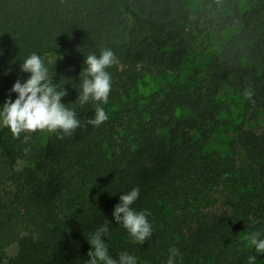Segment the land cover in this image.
I'll list each match as a JSON object with an SVG mask.
<instances>
[{"label": "trees", "instance_id": "obj_1", "mask_svg": "<svg viewBox=\"0 0 264 264\" xmlns=\"http://www.w3.org/2000/svg\"><path fill=\"white\" fill-rule=\"evenodd\" d=\"M203 16L187 0H0V105L17 98L14 82L30 75L21 63L36 52L81 121L63 138L47 130L15 138L0 126V264H83L87 237L106 220L113 258L128 252L137 264H166L176 247L174 264H247L245 236L264 238V133L234 126L245 165L209 144L233 126L222 117L225 85L264 107V0L238 11L241 29L181 81ZM103 48L119 64L108 69V120L95 127L87 120L97 102L76 100L85 58ZM147 74L162 83L139 95ZM135 187L132 208L150 212L152 226L142 245L113 218L119 196ZM219 189L229 192L226 208L216 207ZM14 242L19 251L9 254Z\"/></svg>", "mask_w": 264, "mask_h": 264}, {"label": "clouds", "instance_id": "obj_2", "mask_svg": "<svg viewBox=\"0 0 264 264\" xmlns=\"http://www.w3.org/2000/svg\"><path fill=\"white\" fill-rule=\"evenodd\" d=\"M118 64V57L109 48H103L99 55L91 53L85 58V67L80 73L81 90L76 101L81 105L90 100L97 102L94 118L88 119L87 124L98 127L108 120V115L102 107V104L108 103L111 92L112 78L108 69ZM21 71L30 75L23 83L19 79L14 82L10 91L16 93L17 98L12 100L9 97L0 105V126L7 127L15 138H19L21 133H33L37 130L61 133L60 138H63L72 135L81 127V121L75 111L61 102L67 92L53 82L44 58L32 52L21 63ZM253 95L251 86L245 88L243 96L246 99H251ZM27 139L25 136V140ZM27 151L28 149H25V152ZM139 194V187H135L120 195V202L114 205L113 218L142 245L150 238L152 226L147 219L150 212L132 208ZM110 224L106 220L87 237L91 245V250L87 252L90 259L85 260L83 264H137L136 258L128 252H121L118 259L109 254L104 237L109 232ZM244 239L248 241L249 247L254 246L257 254H264V238H261L260 232H250ZM169 253L166 264H174L176 256L180 254L179 249L171 247ZM256 260V256H249L247 264H256Z\"/></svg>", "mask_w": 264, "mask_h": 264}, {"label": "rangeland", "instance_id": "obj_3", "mask_svg": "<svg viewBox=\"0 0 264 264\" xmlns=\"http://www.w3.org/2000/svg\"><path fill=\"white\" fill-rule=\"evenodd\" d=\"M192 12L197 14L203 11L202 27L205 28L203 35L199 38L197 47L192 55V61L188 62L180 74L181 81H185L193 74L194 67L205 65L211 55L218 52L223 44L231 39L242 27L241 19L237 18V12L245 10L252 0H187ZM225 17H231L236 21L220 30ZM219 25V26H217ZM173 77L175 75L170 74ZM162 83V79L156 75L147 74L139 84L138 94L149 95ZM221 99L230 104V113L226 111L222 117L233 121V126H224L223 131L218 133L209 144L210 150L221 154H228L234 157L240 165H245L246 155L243 147L237 141V132L234 126L244 124L246 128L264 133V107L254 105L250 107L245 100L235 94L227 85L224 86L220 95ZM217 208H226L229 201V192L226 189H219L216 193ZM105 242L108 239L104 237ZM253 256H256V263H264V254H257L254 246L251 247ZM19 251V243L14 242L8 248L9 254H16Z\"/></svg>", "mask_w": 264, "mask_h": 264}]
</instances>
